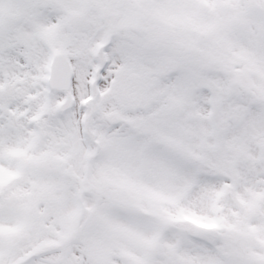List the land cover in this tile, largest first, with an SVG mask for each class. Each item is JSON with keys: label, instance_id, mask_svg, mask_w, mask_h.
Masks as SVG:
<instances>
[{"label": "snow or ice", "instance_id": "1", "mask_svg": "<svg viewBox=\"0 0 264 264\" xmlns=\"http://www.w3.org/2000/svg\"><path fill=\"white\" fill-rule=\"evenodd\" d=\"M0 264H264V0H0Z\"/></svg>", "mask_w": 264, "mask_h": 264}]
</instances>
